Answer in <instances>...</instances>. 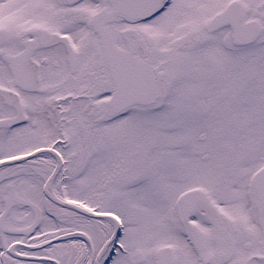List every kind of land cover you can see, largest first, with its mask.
Returning a JSON list of instances; mask_svg holds the SVG:
<instances>
[{"label": "snow or ice", "instance_id": "snow-or-ice-1", "mask_svg": "<svg viewBox=\"0 0 264 264\" xmlns=\"http://www.w3.org/2000/svg\"><path fill=\"white\" fill-rule=\"evenodd\" d=\"M0 264H264V0H0Z\"/></svg>", "mask_w": 264, "mask_h": 264}]
</instances>
